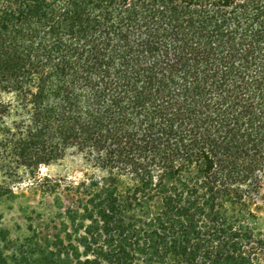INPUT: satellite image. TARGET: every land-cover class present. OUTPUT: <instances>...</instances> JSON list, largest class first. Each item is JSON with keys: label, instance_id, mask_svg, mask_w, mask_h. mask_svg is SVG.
I'll use <instances>...</instances> for the list:
<instances>
[{"label": "trees", "instance_id": "16d2710c", "mask_svg": "<svg viewBox=\"0 0 264 264\" xmlns=\"http://www.w3.org/2000/svg\"><path fill=\"white\" fill-rule=\"evenodd\" d=\"M0 150L84 167L0 264H264V0H0Z\"/></svg>", "mask_w": 264, "mask_h": 264}, {"label": "rangeland", "instance_id": "374dc122", "mask_svg": "<svg viewBox=\"0 0 264 264\" xmlns=\"http://www.w3.org/2000/svg\"><path fill=\"white\" fill-rule=\"evenodd\" d=\"M83 172L82 160L74 154L32 170L19 165L11 150H0V249L4 254L20 258L35 231L55 233L62 228L58 209L70 203L67 185L77 184ZM256 202L257 225L264 228V184Z\"/></svg>", "mask_w": 264, "mask_h": 264}]
</instances>
